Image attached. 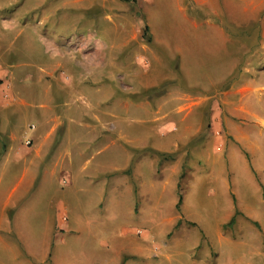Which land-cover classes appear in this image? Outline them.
<instances>
[{
	"label": "rangeland",
	"instance_id": "obj_1",
	"mask_svg": "<svg viewBox=\"0 0 264 264\" xmlns=\"http://www.w3.org/2000/svg\"><path fill=\"white\" fill-rule=\"evenodd\" d=\"M169 2L140 15L121 0H0V131L25 147L44 136L16 224L35 250L56 232L57 264H100L104 241L134 245L118 264H264V110L212 108L175 63L147 60L146 25L159 41L178 25ZM198 61L184 63L192 86L209 75Z\"/></svg>",
	"mask_w": 264,
	"mask_h": 264
},
{
	"label": "crops",
	"instance_id": "obj_2",
	"mask_svg": "<svg viewBox=\"0 0 264 264\" xmlns=\"http://www.w3.org/2000/svg\"><path fill=\"white\" fill-rule=\"evenodd\" d=\"M90 1L104 6L114 0ZM129 3L133 4L136 13L142 15L143 10L151 12L155 0H134ZM169 3L177 13L178 25L167 31V41L157 40L150 24L146 25L152 40L151 46L156 49V51L155 49L150 50L151 52L147 50L151 55L147 60L157 63L163 58V61L165 59L168 63H175L178 78L185 80L189 88L200 89V92L208 94L209 97L206 100L213 103L212 108L217 105L221 110L263 111L264 77L261 76L260 70H264V67H260L258 61L261 60L264 63V0H170ZM156 4L159 2L156 1ZM231 31L238 35L232 34ZM176 32H180V39L170 36ZM250 39L254 43H249ZM163 46H167L174 57L164 54ZM249 46L257 55H260V59L256 61L257 63L254 62L255 65L250 70ZM204 47L206 48L205 55L200 53ZM233 47L235 49L230 52L229 49ZM195 57L199 59L198 62L207 63L205 70H209V75L206 77L207 82L203 86H192L193 83L189 80L193 78V75L188 71V67H184V63L188 64ZM251 77L259 78L261 81L254 80L250 84L251 87L247 88L246 82L241 81ZM232 79L234 83L229 84ZM247 94L249 98L246 97ZM1 95L2 93H0V108L7 104L2 102ZM245 103L250 106L241 107ZM256 119L264 122L263 117L256 116ZM13 129L8 131V135L0 131L3 137V140L0 139L2 142V145L0 142V192L2 181L9 182L5 193H0V264L7 262L11 264H57L58 258L54 253L57 250L55 242L61 238L56 235V232H52L43 238V243H40L36 250L33 248L34 244L31 246L24 244L22 239L26 242L28 233L17 226L16 219L17 223H21V218H16L17 214L13 210L17 207L16 192L25 176H29L28 182L33 181L34 176L29 170L36 163H33L31 159H40L44 147V136L37 134L31 146L25 147L21 142V131L19 130L17 135ZM25 134L26 132L23 136ZM26 158L28 161H25ZM21 159L22 165L25 164L23 167L19 166ZM18 172H21L20 175H17ZM11 180L15 181L13 185L10 183ZM48 219H45V225L50 229ZM169 221L172 223V220ZM9 230L12 236L7 235ZM126 235V240H128ZM97 246L108 250L103 254L105 259L100 264H118L122 255H135L133 244L104 241L98 243ZM138 252H142V249ZM1 254L6 258H2ZM94 264H99V262Z\"/></svg>",
	"mask_w": 264,
	"mask_h": 264
},
{
	"label": "trees",
	"instance_id": "obj_3",
	"mask_svg": "<svg viewBox=\"0 0 264 264\" xmlns=\"http://www.w3.org/2000/svg\"><path fill=\"white\" fill-rule=\"evenodd\" d=\"M121 1H122V2H127V3H128V2H134V0H121ZM145 30H147V28H146ZM232 221H233V220H232ZM232 221H231V222H232Z\"/></svg>",
	"mask_w": 264,
	"mask_h": 264
},
{
	"label": "bare ground",
	"instance_id": "obj_4",
	"mask_svg": "<svg viewBox=\"0 0 264 264\" xmlns=\"http://www.w3.org/2000/svg\"><path fill=\"white\" fill-rule=\"evenodd\" d=\"M104 45H101V47L99 48V51H103Z\"/></svg>",
	"mask_w": 264,
	"mask_h": 264
}]
</instances>
